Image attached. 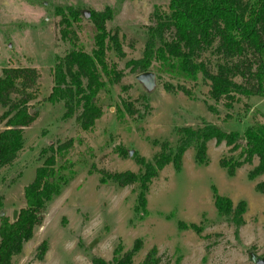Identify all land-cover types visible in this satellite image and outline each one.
Wrapping results in <instances>:
<instances>
[{"label": "rangeland", "instance_id": "obj_1", "mask_svg": "<svg viewBox=\"0 0 264 264\" xmlns=\"http://www.w3.org/2000/svg\"><path fill=\"white\" fill-rule=\"evenodd\" d=\"M66 3L81 6L84 14L88 7L112 8L107 27L118 35L124 51L122 55L113 47L107 51L108 62L115 64L122 75L116 82L107 81L99 92L96 100L102 114L87 130L77 120L78 107L65 118L63 102L47 99L56 55H64L70 48V43L60 37L59 16L53 13L55 5ZM167 3L0 0V75L6 65L33 66L39 72L35 97L28 103L35 119L23 128L25 142L16 157L0 166V209L11 220L25 204L24 185L51 152L47 146L72 139L65 157L57 155L58 164H64L61 172L69 181L47 203L41 224L11 264H91L94 256L110 261L118 243L125 250L137 239L140 244L131 264H139L153 245L158 249L156 264H256L251 255H264V192L255 188L264 173L248 177L257 163L254 157L252 163H244L229 174L219 159L235 156L239 149L231 150L224 141H207V162L196 160L192 144L183 152L178 168L173 161L164 165L146 192V212L137 199L138 182L123 186L112 179L101 180V171H138L135 152L152 159L163 140L175 148L183 125L197 127L211 122L225 131L242 133L248 124L264 122V95L238 93L228 107L225 97L215 100L210 96V80L201 72L195 80H189L152 67L148 71L153 73V81L147 85L140 77L146 71H131L125 66L127 59L141 56L154 12L166 9ZM77 25L78 41L89 51L93 45L92 23L83 16ZM199 58L212 72L229 60L213 46L203 50ZM234 79L239 82L243 78L236 74ZM122 100L131 101L138 112L123 111L120 115ZM2 109L0 106V114ZM4 126L0 118V130ZM120 147H126L128 153L123 154ZM213 187L234 204L245 200L244 223L237 230L231 216L217 212ZM191 222L199 224L201 230L182 224ZM42 241L45 248L39 257Z\"/></svg>", "mask_w": 264, "mask_h": 264}, {"label": "trees", "instance_id": "obj_2", "mask_svg": "<svg viewBox=\"0 0 264 264\" xmlns=\"http://www.w3.org/2000/svg\"><path fill=\"white\" fill-rule=\"evenodd\" d=\"M87 11L84 14L82 7L73 3L54 7L53 13L59 16L60 37L70 43V48L64 55H56L53 85L47 95L52 103L63 102L65 118L70 117L78 107L77 120L86 130L92 128L102 114L96 100L99 92L107 81L116 82L122 75L115 64L108 62L107 51L113 47L117 54L124 53L118 35L107 27V21L113 16L112 8L107 6L96 10L88 7ZM83 16L91 21L94 30L93 45L89 51L78 41L76 26ZM147 32L141 56L125 61V66L131 71L144 72L155 67L158 71L189 80H195L201 72L210 80V96L215 100L225 97L228 107L238 93L264 95V0H168L166 9L154 12V23L148 25ZM168 32L171 34L168 35ZM212 46L229 59L219 64L216 72L210 71L199 58L203 50ZM236 74L241 75L242 81L234 79ZM38 77L39 72L33 66L2 67L0 106L3 109L0 118L4 119L5 126L0 130V166L11 162L24 145L23 128L35 119L28 103L35 97ZM142 97L145 109H148L146 96ZM209 108L213 107L210 105ZM118 110L120 115L123 111L130 114L138 112L133 103L126 100H122ZM139 116L142 117L143 113ZM178 131L180 135L175 148L163 140L152 159L135 152L133 158L139 165L138 171H101V180L112 179L123 186L138 182L137 199L146 212V192L158 171L169 161H173L178 168L183 152L192 144L195 145L196 160L207 162V141L212 138L216 143L224 141L231 150L239 149L237 155L219 159L229 174H234L236 168L244 163H252L254 157H257V163L248 171V177L264 173V122L248 124L242 133L225 131L211 122L197 127L183 125ZM71 144L72 139L56 145L49 144L47 149L51 152L24 185L25 204L18 210L17 216L11 220L8 215L0 214V264H11L13 257L21 252L23 244L33 236L34 228L41 224L47 203L69 181L61 172L64 164H58L57 155L60 159L64 158ZM120 148L123 154L128 153L126 147ZM255 188L264 192V179L258 181ZM213 201L219 214L231 216L236 230L244 223L245 200L234 204L229 196L219 194L213 187ZM182 224L197 232L201 230V226L194 222ZM139 244L137 239L133 247L124 250L118 243L110 261L94 256L91 264H131ZM39 247L38 255L41 257L45 241ZM157 252V247L153 245L139 264H156Z\"/></svg>", "mask_w": 264, "mask_h": 264}, {"label": "water", "instance_id": "obj_3", "mask_svg": "<svg viewBox=\"0 0 264 264\" xmlns=\"http://www.w3.org/2000/svg\"><path fill=\"white\" fill-rule=\"evenodd\" d=\"M153 73L151 71H146L142 74H140L141 78H144V81L146 82L147 85H150V83L153 81ZM31 111V110H30ZM129 154H132V150L129 151ZM0 214H3V211H0ZM252 260L256 264H264V255H258V254H252L251 255Z\"/></svg>", "mask_w": 264, "mask_h": 264}]
</instances>
